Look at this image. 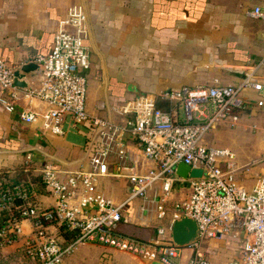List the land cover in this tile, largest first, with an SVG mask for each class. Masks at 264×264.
<instances>
[{"label":"crops","instance_id":"0c3cea01","mask_svg":"<svg viewBox=\"0 0 264 264\" xmlns=\"http://www.w3.org/2000/svg\"><path fill=\"white\" fill-rule=\"evenodd\" d=\"M75 4L83 5L87 15L85 43L90 66L86 69V106L90 113L110 119H123L110 105L121 103L138 89L141 93L158 95L181 85L238 84L246 64L257 62L264 54V18L253 13L255 6L264 11V0H0V58L16 69L30 62L34 54L47 53L59 19ZM258 73L264 82V64ZM22 79L28 80V85L17 86L20 97L16 108L7 111L0 106V171L11 174L24 171L34 200L31 202L46 209L56 199L41 180L42 167L50 164L61 178L68 171L91 169L85 144L93 128L87 122L73 126L66 116L63 132L50 134L41 130L39 119L22 120L19 112L23 107L41 111L47 106L44 99L23 95V90L37 83L36 77L30 79V73H26ZM246 94L255 96L256 92L248 88ZM157 104L183 118L180 102L159 97ZM262 121L260 109L243 110L241 121L232 127H236L244 144L237 149L221 146L231 148L239 163L253 159L264 151V131L252 128L251 123ZM225 126L224 122L217 123L202 141L211 145L213 133ZM121 136L137 158V169L146 171L151 163L142 155L137 140L125 132ZM122 164L113 155L109 172L95 179L97 189L116 203L124 202L118 224L122 233L143 239L159 237L157 227L168 225V220L141 210V197L127 200L126 172L131 162ZM258 166L253 181L244 179V175L239 178L246 187L250 188L264 169L262 163ZM35 176H40V184L33 180ZM190 190L187 181L176 179L170 198H185ZM60 222L45 224V229L64 243L66 237ZM19 227L24 232L33 229L26 218L19 221ZM166 229L171 232V227ZM244 239L243 233L204 239L201 250L213 263L231 264L242 257ZM23 245L24 241L16 240L1 245L0 263L5 260L6 264H31ZM191 253L189 246H183L179 260L185 262ZM62 264L149 262L106 244L82 242L65 255Z\"/></svg>","mask_w":264,"mask_h":264},{"label":"built area","instance_id":"2783aa9c","mask_svg":"<svg viewBox=\"0 0 264 264\" xmlns=\"http://www.w3.org/2000/svg\"><path fill=\"white\" fill-rule=\"evenodd\" d=\"M253 13L264 18L259 6L254 7ZM86 20L83 5L66 9L54 30L51 49L31 58L37 64V83L23 90V95L37 96L47 103L41 111L23 107L19 112L26 122L39 119L42 131L61 134L66 116L73 126L87 122L93 128L85 144L91 169L68 171L61 178L50 164L42 167V181L56 199L52 207L40 209L30 201L24 188L12 187V193L23 201L17 205L20 213L30 220L35 231L33 237L24 241L35 264H62L65 255L82 242L106 244L161 264H217L203 254L201 242L229 233L245 235L242 257L231 264H264V169L250 188L237 180V172L245 166L255 161L264 165V151L257 159L239 163L231 148L202 141L217 123L237 125L242 111L254 107L263 113V121L252 122L251 127L264 131V82L258 73L264 54L257 62L246 64L238 84L181 85L158 95L135 94L110 105L123 117L114 120L92 114L86 106V69L90 66ZM13 70V65L0 58V106L7 111L16 108L20 97L19 88L13 83ZM248 88L256 95H247ZM159 97L180 102L183 118L159 106ZM124 132L137 140L142 155L151 163L146 171L137 169L136 156L121 138ZM113 155L122 165L131 162L126 172L127 200L141 197V210L168 220V225L157 227L159 237L143 239L118 229L124 202H114L95 184L96 177L109 172ZM179 161L201 167L202 175L181 177L175 172ZM176 179L187 181L191 190L185 198L171 200ZM6 193L0 197V206L11 200ZM182 216L194 218L199 228L198 239L185 245L192 250L185 262L179 260L183 246L176 245L171 232H166L172 221ZM42 218L63 221L77 229L74 239L60 244L53 234L47 233ZM5 228L18 235L19 221L0 226V233Z\"/></svg>","mask_w":264,"mask_h":264},{"label":"trees","instance_id":"16d2710c","mask_svg":"<svg viewBox=\"0 0 264 264\" xmlns=\"http://www.w3.org/2000/svg\"><path fill=\"white\" fill-rule=\"evenodd\" d=\"M33 180H35V182H37L38 184H40L41 182L40 176L33 177ZM14 185H20L22 188H24L29 194L30 201H32V198L30 195L31 187L28 181L26 180V174L24 171H18L13 174L6 172V171H0V197L5 192H7L6 195H11V200L7 201L6 205L4 204V206H0V226L5 225L7 222L20 221L21 219L24 218L22 214L20 213L19 207H17V205L22 204L23 201L16 194L12 193V187ZM1 201H2V198H0V202ZM32 202H34V200ZM55 220L56 219L45 220L42 218V222L46 225L54 222ZM60 226H62L64 229L63 231L64 237H66L65 242L64 243L61 242V240L55 234H54V237L57 239V241H59L60 244L65 245L69 241L74 239L77 229L69 227L63 221L60 222ZM47 233L52 234L49 230L47 231ZM18 238L19 237L16 234V232L7 229L4 231V233H0V246L7 244L10 241L17 240ZM23 252L25 256L28 257L32 261L31 264H35L33 259L28 254L25 245H23ZM0 264H6L5 260L1 261Z\"/></svg>","mask_w":264,"mask_h":264},{"label":"water","instance_id":"95a60500","mask_svg":"<svg viewBox=\"0 0 264 264\" xmlns=\"http://www.w3.org/2000/svg\"><path fill=\"white\" fill-rule=\"evenodd\" d=\"M36 68L37 64L32 61L21 64L13 70V83L16 86L27 87L28 80H23L22 78L26 73H30V79L37 77L35 73ZM175 172L181 177L186 178L187 176H201L203 169L201 167H192L189 163L179 161L175 166ZM171 237L173 242L178 246H185L191 241L198 239L199 228L196 220L188 216H182L179 219L173 220L171 223ZM148 262L149 264H161L158 260Z\"/></svg>","mask_w":264,"mask_h":264},{"label":"rangeland","instance_id":"374dc122","mask_svg":"<svg viewBox=\"0 0 264 264\" xmlns=\"http://www.w3.org/2000/svg\"><path fill=\"white\" fill-rule=\"evenodd\" d=\"M137 88V87H136ZM135 91V90H134ZM142 91L138 89V91H135V94L141 93ZM183 112V111H182ZM230 145L233 149H237V147H240L244 144V140L242 139V136L239 135V133L236 131V127H232L227 124L224 128L220 129L216 133H213L212 135V141L211 145ZM261 153H258L256 156H254V159L259 158ZM258 162L255 161L253 164L249 166H245L243 169L239 170L237 172V180L239 178L241 179L242 175L244 179L250 178V180H254L253 172L258 166ZM247 174V175H245ZM240 181V180H239ZM242 182V181H241ZM244 183V182H243ZM35 234V231L32 229L30 231L24 232L23 230L18 231V237L19 239L16 241H25L29 237H33ZM15 241V240H13Z\"/></svg>","mask_w":264,"mask_h":264}]
</instances>
